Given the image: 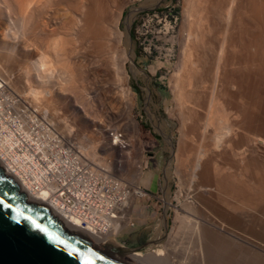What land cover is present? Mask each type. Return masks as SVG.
I'll return each mask as SVG.
<instances>
[{"label": "bare ground", "instance_id": "6f19581e", "mask_svg": "<svg viewBox=\"0 0 264 264\" xmlns=\"http://www.w3.org/2000/svg\"><path fill=\"white\" fill-rule=\"evenodd\" d=\"M184 4L186 16L183 24H185V22L186 24L181 32L182 40H180L183 42L182 54L184 55L181 61L183 62V67L181 66L182 70H180L178 77H176L177 75L175 76L177 78L175 84L177 88L175 89L177 90L178 99L184 106L182 108L185 109L184 115H186L185 120L187 122H184L188 123V128L185 127L188 131L185 130V132H183L184 136H180V144L177 149L179 151H177L176 160H179L180 169L183 167L186 168L187 172H184V169L183 172L184 174L187 173V178L190 180V183H187H189L190 186H188L189 184L186 185L189 189L187 188L188 192H186L187 195L185 196L186 203L184 202L183 204L185 213L178 215L176 214L177 212H175V214L176 216L178 215L183 226L186 225L188 227L186 229L180 226L181 223L179 222V226L187 230H185L187 235L190 234L189 237L186 235L184 236V234L181 237L179 234V238V236L173 234L174 236L172 235L170 241H168L170 243H168L167 249L165 248L166 254H163L164 252L161 251L142 254L116 243V240L111 238H99L98 234L103 233V230L96 228L86 230L78 225L66 222L60 210L42 198L45 193L41 194L32 188V182H19L20 190L25 193L29 202L47 206L50 213L57 220L61 221L63 227L71 234L83 232L92 237L95 244L99 245L104 250L122 254L126 258H130L135 264H264V245L260 243L261 246L259 247L255 244L253 246L259 248V250L255 248L253 250V247L251 249L249 245L256 242L255 238L252 236L251 238L247 235V232H250L248 231L249 228L247 232L244 230L243 232L232 226L230 222L234 225L238 224L239 222H237V220L239 217L237 219L233 216L232 212H230L231 214L228 213L229 209L236 213L238 210H240V212L242 210V214L243 211L245 213L247 209L248 211L252 209L254 215V209L258 212V209H260L256 206L258 205L259 207L260 204V206L264 205V172L259 169H262L260 163L251 162L252 165L254 163L251 172L253 171V174L256 170L254 174L256 178L253 179L255 180V184L253 183L255 186H250L252 183L249 184L250 178L248 179V170L249 164L251 163H249L250 160L248 161L247 159V153L249 151H254L256 153L259 151L260 153L262 150L258 149L260 146L264 145V0H185ZM124 6L120 5L119 0H0V54H3V56L5 54V59L2 62L3 65L5 62L4 67L6 69L3 75L0 73V166L5 174L14 178L11 171L13 165L9 161L4 163L2 159L3 157L6 158L5 155H8L9 151L14 149L17 145V142L14 141L16 132H23L27 136H30L28 131L23 130L22 124L18 120L19 115L29 114L30 116V111L27 107L20 108V105L25 101L24 99L30 102L38 112L43 114H45V111L48 112V114L51 115V119L59 124L60 129L62 128L61 130L64 134L66 133L70 138H75L79 142L81 141L83 154L87 157L94 158L99 153L96 152V146L93 144L91 145L92 142H84V140L87 141L88 138L86 134H79L80 137L78 138L80 139L70 134L73 130V126L69 123L66 116L67 114H65L66 117L64 115L62 117L59 116V110L61 109L58 106L60 104L59 102L65 100L64 93L68 95L70 89L84 87L88 82V78H85L84 71L87 69L89 61L91 64L94 60V63H96V61L100 62V58L101 61H103L102 57L107 56L104 61L109 60V62L106 63H110L111 67L116 70L114 67L117 61L114 62V60L118 58V61H120L124 59L121 56L122 54H129V52H132L130 48H128L127 51V48L123 45L124 35L120 29V20L123 15ZM13 54H24V57L25 54H40L33 61L30 59L31 57L29 58L32 62L29 64L30 67H28V71L24 73L26 74L24 76H26L25 80H27L30 85L27 88L24 87L25 90H20L21 92L13 86L16 82H13L16 75L14 73L11 74V72H13V68H11L12 64L11 67L9 66L10 57ZM20 55L17 56L20 57ZM194 56H196V61L193 59L195 58ZM22 58L23 57H20L19 60ZM88 58L90 60H88ZM92 59H94L93 62H91ZM122 64L123 66L121 67H124V63ZM118 65L120 64H117V66ZM209 67L211 70L208 69ZM18 68L19 67H17V69ZM92 68H94V66ZM133 68L136 69L134 65ZM122 69L125 70V67ZM2 70L3 69H0V71ZM6 71H9V73H6ZM124 73L121 74L125 76L126 73L125 75ZM10 75L15 78L12 79ZM206 75L210 78V80L206 78V81L208 80L210 85L208 89L204 90L203 87L205 86L202 85L205 77H207ZM119 76L122 77L120 74ZM94 78L97 79V77ZM114 78L116 79V76ZM117 78L119 79L120 77L117 75ZM125 80V77L119 79V83L122 85V87L119 86V88L121 87L120 89L124 91L127 86L123 84ZM104 82L106 81L104 80ZM18 85H16V87ZM116 87L118 88V86ZM94 89L97 88L95 87ZM90 90L92 89L90 88ZM56 101L59 104L56 103ZM85 101L87 103V99ZM203 101H205L207 108L204 115L205 117L202 119L205 124L200 121L198 123V120H200L203 115H199L201 116L200 119L199 117L197 118V114H199L197 113V108L200 107V104H203ZM100 102H102V100H100ZM67 103L70 104L69 102ZM92 107L94 108V106ZM12 109L15 111L11 112ZM69 110L72 112L71 108ZM98 110L97 108L96 112H98ZM33 114L34 113H31V116ZM90 114L92 115V113ZM122 119L124 121V117H122ZM74 121L75 120H73L72 123H74ZM61 122H63V124ZM200 123H203L204 127H202L203 125H200L202 128L199 127ZM85 124L87 123H84V125ZM14 125H16V127H14ZM211 126L214 128H212V130L210 128L213 134L207 137L208 132L206 133L204 130ZM76 127L79 128V126ZM93 130L94 129H92V131ZM97 133H99V131ZM196 133H198L199 136L197 141H201L200 143L198 142L199 144H197L195 148L191 146L192 144L189 145L193 141L186 144L188 143L186 139L191 140L195 137ZM206 139L208 140L207 142L210 141V143H207ZM202 140L206 143L204 144ZM194 144L195 142H193V145ZM188 145L195 149L193 148L194 150H192ZM240 149L243 150L240 151ZM217 151L220 152L217 154ZM192 153L194 154L191 158L190 154ZM225 157L227 160H221L222 162L225 161L227 163L228 160L233 158H238L237 160H240V164H238L239 162L236 163L240 166L243 165L241 167L239 166L241 169L237 166L239 169L237 170L238 173L237 171L233 173V168L230 170L228 169L232 172L230 174H227L228 171H225L227 169H222L224 165L222 167L218 161ZM255 158H257V156H255ZM211 165L212 167L210 168ZM219 166L222 168H219ZM213 167L217 168L218 171L216 169L212 171ZM224 168H227V166ZM254 168L256 169L254 170ZM219 169H222L221 173ZM223 170L226 175H224V173L222 174ZM141 174L142 173L138 175L140 176ZM150 175L151 173L149 171L146 174H142L140 176V178L142 177L141 183H147ZM256 179H258L259 182L256 181ZM131 181H133L136 186H142V184L137 181ZM209 181H213L214 186L210 187L209 183V186H206ZM141 188L142 193L146 194V191H144L145 189L143 187ZM212 190L216 191L218 195L222 193L224 196H227V199L226 197L222 200L220 199L226 204L225 209H221L224 207H217L221 202H216L219 196H216V194L213 196L214 193L212 194V192H210ZM201 192H206L202 193V195L204 194L203 196H205L206 194L207 197L201 196L208 205H211L212 209L210 210L206 207V204L203 206L211 211L208 212V214H210L212 218H207V221L204 219L207 216V212H204L206 214L204 217L205 214L202 216L204 208L203 210L199 208L201 207L200 202L203 199L199 200L197 195H200ZM137 201L138 199L131 205L130 216L133 215V208ZM165 201L166 203L170 202L167 197ZM236 203L240 205L242 203H245V205H247L246 203H248V205L254 203L256 206L253 204L251 205L257 209H253V206L252 208L244 206L243 210L242 207H235L234 205H238ZM198 208L201 212V216L200 214L198 215ZM218 209L219 212L227 210V213H221L222 215L220 217L217 211ZM262 209L264 211V208ZM216 212L219 217L216 216ZM259 214L257 213V215ZM242 216L241 218H243ZM234 217L237 220H235ZM245 217L246 224H248L246 219L249 218V214L248 217ZM132 218L134 219L133 216ZM241 218L238 221H241ZM253 218L254 217L251 218V221ZM262 220L261 223H264V219ZM255 221L253 220V223ZM257 221L256 223H258ZM241 223L240 226L246 228V226L243 225L244 222ZM249 223L253 225L251 222ZM261 223L260 226H262ZM256 226L259 225L257 224ZM256 226L254 225V230L258 228ZM125 227L126 226L118 227L115 224L113 230L116 232H114V234L119 235L124 231ZM259 238L261 239V237H258V239ZM240 259H243V261Z\"/></svg>", "mask_w": 264, "mask_h": 264}, {"label": "rangeland", "instance_id": "374dc122", "mask_svg": "<svg viewBox=\"0 0 264 264\" xmlns=\"http://www.w3.org/2000/svg\"><path fill=\"white\" fill-rule=\"evenodd\" d=\"M119 3L121 6L122 5L124 6V4H125V6L123 7V15H122L121 20H120V29L122 30L123 35H124L123 45L127 48V51H128V48H130L132 52H129V54H122L121 56L124 59H121L120 58L121 56L119 54L120 57L119 56L118 57L121 60L119 59L120 61H118V58L114 60V62L117 61L116 66L114 67L116 70H114L111 67L110 63L107 64L109 62V60L104 61V60H106L107 56L102 57L103 61H101V58H100V62L96 61L97 64L94 63L95 60L92 59L91 62H93V60H94L93 63L95 65L93 63L91 64L89 61L88 67L84 71L85 78H88V82L85 84L86 86L84 85V87L82 86L81 88L78 87L76 89H70L71 91L69 90L68 95H67V93L66 94L64 93V99L65 100L64 101L61 100L62 102H59L60 104L57 101H56V103L59 104L58 107L61 109V110H59L60 111L59 116L62 117L63 115L65 116V114H67L66 116L69 120V123L72 124V126H73V130L71 131L70 134L71 135L73 134V136H75L77 138L80 137L79 134H81V135L86 134V136L88 138H87V141L84 140V142L85 143L86 142H88V143L92 142L91 145L93 144L94 146H96L95 148L97 149L96 150L97 153L98 152L102 153V151H101L103 149L102 147L103 146L105 147V143H104L105 138H104V134H103L104 132L103 131H104L106 124L115 123V122L121 123L123 121L122 117H124V120H126L128 115L136 116V118H138V120L140 121V123L142 125L143 131L147 132L150 130V132L153 133L158 138L159 145H158L157 150H156V155H157L156 163L150 169H148L147 171H145L143 173V174H146V173H148V171L151 173L150 178H148L149 180H147L148 182L142 184L141 183L142 177L137 178V176H139V175H136V176L132 175L133 179H131V180H134V181H137L138 183H141L142 187L145 189V191H147L146 195L143 196L142 198H139L137 201L140 204V209L133 212L132 216L134 217L135 225L132 227L131 226L126 227L123 232H121L119 235H117L111 239L116 240V243H119V244H121L127 248H130L131 250H135V251L140 252L142 254H148L151 252L155 253L157 251H161V252H164L163 254H166L165 250L168 247V243H170L168 241H170L171 236L173 234L174 235L176 234V236H179V238H180V235L182 237L183 234H184V236L186 235L187 237H189V235H190V234L187 235V233H186V231H187L186 229L188 227L186 225L183 226V223H181L180 219L178 218V215H182L185 213V211H184L185 207L183 206V204L186 201L185 196L187 195L186 192H188L187 190L189 189L188 186H190V184H189L190 180L187 178V173H185L186 175L184 174V172H187L186 168L183 167L182 169H180L181 166H180V163L178 162L179 160L178 159L176 160L177 151H179L177 149H178L179 144H180L179 143L180 142V136H184L183 132H185V130L188 131V129H185V127L188 128V123H186L187 121L185 120L186 115H184L185 109L182 108L184 106L181 104L180 100L178 99L177 92H176L177 90L175 89V88H177V87H175L176 80H177L176 77H178V74L180 73V70H182V67H183V62H181L183 60V55H184V54H182L183 53V47H182L183 42L180 40H182L181 32L183 31V28H185V24H186V22H185V24H183L185 21V16H186L185 15L186 13L184 10L185 0H128V1L127 0H119ZM17 55H20V54L11 55V57H10L11 60L9 61V64H10L9 66L11 67V64H12L11 68H13V72H11V74L14 73L16 75L15 76L16 78L12 75H10V76L12 77V79L15 78V79H13V82H15V81L17 82V84L15 82L13 84V86L18 91H20V90L22 91V90H25V88H27L30 85L27 82V80H25L26 76H24V75H26V74H24V73H26L28 71V67H30L29 64H31V62L34 59H36V57H38L40 54H27V55L25 54V57H24V54H21L20 57H23V58L20 60H19L20 57ZM91 55L94 56L93 54H91ZM1 56L3 59L1 58ZM125 56H126V58H125ZM4 57H5V54H4V56H3V54H0V61H1L0 63H2V64H0L1 65L0 69H3L2 71H0V73H2V75H3V72H5L4 70H6L4 67L5 62H4V65L2 62L5 59ZM14 57H16V58H14ZM194 57L195 58H193V59H194V61H196V56H194ZM29 58L32 61L29 60ZM89 58H90V56H89ZM89 58H88V60H90ZM11 61H13V62H11ZM122 63H124L125 70L122 69L124 67H121V66H123ZM117 64H120V65L117 66ZM2 65H3V67H2ZM106 65H110V66H106ZM133 65L135 66L136 69L133 68ZM93 66H94V68H92ZM15 67H16V69H15ZM17 67H19V68L17 69ZM24 67H26V68H24ZM118 67L121 69H119ZM208 69L211 70L210 67ZM119 70H123V71H119ZM7 72L9 73V71H6V73ZM124 72L126 73V75ZM114 73H116V74H114ZM121 73H124L125 76H123V74H121ZM110 74H111V76H110ZM113 74H114V76H113ZM119 74L122 75V77L119 76ZM19 75H21V76H19ZM89 75H91V76H89ZM117 75H118V77H120L119 79H121L123 77L126 78V80L124 81L123 84L129 86L131 88L132 92H130V88L127 86H126L125 91L120 89L122 87V85L119 83V79L117 78ZM6 76H7V74H6ZM99 76H100V78H99ZM115 76H116V79L114 78ZM127 76H128V78H127ZM19 77H20V79H19ZM94 77H97V79ZM206 78H208L210 80V78L208 76L205 77L204 83L202 85V86H205V87H203L204 90L208 89L209 85H210V82L208 80L206 81ZM103 79L107 82V85ZM21 80H22V82L25 81L26 83L25 82L22 83ZM108 80H109V82H108ZM21 83L24 85H22ZM15 84L16 85L19 84V85L16 87ZM110 84H111V86H110ZM20 85H22V86H20ZM91 85H93V86H91ZM116 86H118V88ZM119 86H121V87L119 88ZM95 87L97 89H94ZM90 88L92 90H90ZM78 91H80V92H78ZM126 91H128V92H126ZM97 92H98V94H97ZM78 93H80V94H78ZM103 96L105 97V99ZM71 98H72V100H71ZM88 98L90 101L88 100ZM86 99H87V103L85 101ZM106 99H108V100H106ZM100 100H102V102H100ZM114 100H115V102H114ZM105 101H106V104H105ZM67 102H69L70 104H68ZM76 102L77 103L79 102L78 103L79 105ZM114 103H115V105H114ZM116 103L118 104V106ZM201 103H202V101H201ZM48 104H47V106H48ZM83 104H84V106H83ZM102 104L104 105V107ZM91 105L94 106V108ZM108 106H110V107H108ZM64 107H65V109H64ZM68 107H69V109L71 108L72 112H70ZM96 107L99 109L98 112H96L97 111ZM201 107H203V108H201ZM84 109H86V110H84ZM197 109H198L197 113H199V114H197L198 115L197 118L199 117V119H200V117L203 115L201 117V119L198 120V123H199V121L203 122L202 119H204V117H205L204 115H205L206 110H207L205 101H203V104L202 105L200 104V107H198ZM74 110H75V112H74ZM203 110H205V111H203ZM74 113H75V115H74ZM90 113H92V115ZM115 115H116V117H115ZM199 115H201V116H199ZM49 116H51V115H49ZM79 116H81V117H79ZM96 116H97V119H96ZM102 116H103V118H102ZM107 117H108V119H107ZM181 118H182L183 122H182ZM70 119H72V120H70ZM73 120H75L74 123H72ZM184 121H186V122H184ZM61 123L63 124V122H61ZM84 123H87V124L84 125ZM203 123H200L199 127H201L200 125H203L202 127H204L205 123L204 124ZM55 124L58 125V127L60 128L59 124H57V123H55ZM76 126H79V128ZM91 127H92V129H94L93 131H92ZM82 128H85V129H82ZM88 128H90V129H88ZM210 128L212 130L213 127L211 126L208 129L204 130V131H206V133L207 132L209 133V135L207 133V137H209L210 135L213 134V131L211 132ZM83 130H85V131H83ZM98 131H99V133H97ZM93 132H95V133H93ZM198 137H199L198 133H196L195 137H193L191 140L186 139V140H188V141H186V142H188L186 144H189L191 141H193V142H195V144L193 145V142H191L189 145L192 144L191 146H194L196 148V145L199 144L201 141V140L197 141ZM78 139H80V138H78ZM207 141L208 140L206 139V142ZM98 142H99V144H98ZM206 142H204V144ZM207 143H210V141ZM96 144H98V145H96ZM201 144H202V142H201ZM191 146H189V147H191ZM194 147H191L192 150L195 149ZM260 149L262 150V151H260L261 155H260L259 151H257V153L254 151H249L247 153V155H248L247 159H248V161L250 160L249 163H251V162H254V163L257 162L258 164L260 163V166L262 167V169L261 168H259V169L264 172V167H263L264 166V156H263L264 155V145L260 146L258 150H260ZM241 150H243V149H240V151ZM219 152L217 151V154ZM98 154L94 158H97ZM193 154L194 153L190 154L191 158L193 157ZM255 156H257V158H255ZM225 159L227 160L226 157L219 159L220 161H218V163H220V165H222V167H223V165H224V167L227 166V168H224V167L222 168L219 166V168L227 169V170H225L226 172L228 171L227 174H230L232 172L236 173V171L241 169L240 167L243 165L242 163H241L242 164L241 166L238 165V164H240V160H237L238 158H235V159L233 158L231 160H228L227 163L225 161H223V162L221 161V160H225ZM232 160L235 163L236 162L237 163L239 162V163L235 164L232 162ZM254 163H253V165H252V163L249 164L250 172H251V168L254 167ZM237 166L238 167L240 166L239 169L237 168ZM211 167H212V165L210 166V168ZM232 168H233V170H232V172H230L229 170ZM183 169H184V172H183ZM215 169L218 171V169L215 167L212 168V171H214ZM255 169L256 168H254V170ZM127 170L131 174L132 170H131L130 166H127ZM221 170L219 171L220 173H221ZM249 170H248V179L249 178L251 179V182L249 179V184L252 183L250 186H255V185H253V183L255 182V180H253V179L256 178V175L254 176V174L256 173V170L254 171L253 174H252L253 171L250 173ZM223 173H224V170L222 171V174ZM237 173H238V171H237ZM249 173H250V175H249ZM182 175H183V177H182ZM224 175H226V173H224ZM150 181H151V183H150ZM256 181H258V179H256ZM187 182H189V183H187ZM208 183L210 184V187L214 186L213 181H211V182L209 181V182H207V184ZM183 184H184V186H183ZM209 184L208 185L205 184V185L209 186ZM186 185H188V186H186ZM146 187H149V189ZM180 187H182V188H180ZM206 191L209 192L208 190H206ZM210 192H212V194L214 193L213 196L216 194V191L212 190ZM257 192H259V191H257ZM202 193H206V192H201V194L200 195L198 194L197 197L199 198V200L203 199L202 201L204 203L201 201L200 202L201 207H199V208L202 210L204 208V211L201 210L203 212L202 216H203V214H205L207 212L208 217L206 216V214L204 215V217L205 216L206 217L205 218L203 217L207 221V218H209V217L212 218L211 215L208 214V212H211L210 210H212V209H211V205H208L205 202V199L202 198V196L204 195V194L202 195ZM220 194L223 195L222 193H220ZM221 195L216 194V196H219V199H217L216 202L219 201L222 203L221 204L218 202L219 205H217V207H219V208L224 207L221 209H225L226 204H224L221 200L225 197L227 199V196L226 195L221 196ZM166 197H167L168 201H170L169 203H166V201H165ZM203 197H207V195L205 194V196H203ZM205 204H206V207H208L210 210L206 207H203ZM236 204L240 205L239 203H236ZM246 204L247 205H245V203H242L240 206H238V205H234V206L235 207L237 206L238 208L242 207L244 210V206L245 207L249 206L247 208H252V206L255 205L254 203H251L253 205H251V204L248 205V203H246ZM260 205H259V207H258V205L257 206L255 205L257 208H260V209H258L259 212L257 210H255L254 208H256V207L253 206V209L255 211L254 215L256 216V219L258 221L255 219V216L253 215L252 209H250L249 211L247 209L248 212L245 211V213H244V211H243V214H242L241 213L242 210H241V212H240V210H238L236 213V212H234L228 208L229 209L228 213L232 212L233 216H235L237 219H238V217L240 219L241 216L243 215L242 216L243 218H241V221H238L239 219L237 220L234 217V219L237 220V222H239L238 224H235L236 226L232 222H230V223L232 224V226H234V227H236L242 231L244 230L245 232H247V230L249 228L248 231H250V232H247V235L255 238V242H256V243L253 242L252 244H250L251 246L249 245V247L251 249L253 247V250H254V248L256 250L257 249L259 250V248H256L253 246L255 244H256V246H259V247L261 246L260 243L264 245V243H263L264 242V238H263V236H264V234H263L264 233V228H263L264 223H261V220L264 219V218H262V217H264V213H263L264 211L262 209V208H264V205H262L263 207ZM199 208H198V211H199ZM217 211L220 214V217L222 214L227 213V210H225V211L223 210L224 212L220 210L221 212H219V209H218ZM175 212H177L176 213V214H178L177 216H176ZM238 212H240V213H238ZM251 213H252V215H251ZM257 213L258 214L260 213L259 215H262V216L257 215ZM199 214L201 216L200 211H199L198 215ZM216 214H217V212H216ZM238 214H241V215H238ZM248 214H249V218L246 219L248 221L247 222L248 224H246L244 217L245 216L248 217ZM214 215H215V213H214ZM216 216L219 217L218 214ZM251 216L254 217L253 220L254 221L256 220L258 223H256V221L253 223V220L251 221V218H252ZM258 218H260V219L262 218V219L260 220ZM242 219H243V221H242ZM179 222L182 224V225L180 224V226H183L186 229H182L183 227L181 228L179 226ZM241 222H244L243 225H245L246 228L244 226H243L244 228L240 226V224H242ZM249 222H251L253 225H251ZM260 223L263 227L260 226ZM257 224L259 226H256ZM248 225H250V226H248ZM254 225L256 227H258V228H255V230H254ZM261 227L263 228V230ZM256 229H257V231H256ZM177 231H179V232H177ZM183 232H185L186 234ZM258 237H261V239L262 238L263 239L262 240L260 238L258 239ZM128 259L130 260V258H128ZM240 260L243 261V259H240ZM244 261H245V259H244Z\"/></svg>", "mask_w": 264, "mask_h": 264}, {"label": "built area", "instance_id": "2783aa9c", "mask_svg": "<svg viewBox=\"0 0 264 264\" xmlns=\"http://www.w3.org/2000/svg\"><path fill=\"white\" fill-rule=\"evenodd\" d=\"M24 100L20 108L27 107L30 116L19 115L18 120L30 136L16 132L17 145L2 159L13 165L16 181L32 182V188L45 193L42 198L56 206L66 222L86 230H103L99 238L115 237V224L134 226L131 205L146 194L131 179L156 163L158 138L150 130L143 131L136 116L128 115L121 123L106 124L105 147L97 158H90L83 154L82 144L64 134L48 112H38Z\"/></svg>", "mask_w": 264, "mask_h": 264}, {"label": "water", "instance_id": "95a60500", "mask_svg": "<svg viewBox=\"0 0 264 264\" xmlns=\"http://www.w3.org/2000/svg\"><path fill=\"white\" fill-rule=\"evenodd\" d=\"M0 264H135L92 237L70 233L42 204L29 202L0 166Z\"/></svg>", "mask_w": 264, "mask_h": 264}, {"label": "crops", "instance_id": "0c3cea01", "mask_svg": "<svg viewBox=\"0 0 264 264\" xmlns=\"http://www.w3.org/2000/svg\"><path fill=\"white\" fill-rule=\"evenodd\" d=\"M150 183H151V181H150ZM146 188L149 189V187H146ZM138 209H140V204L137 202L136 205H135L134 211H137Z\"/></svg>", "mask_w": 264, "mask_h": 264}, {"label": "clouds", "instance_id": "9594fccd", "mask_svg": "<svg viewBox=\"0 0 264 264\" xmlns=\"http://www.w3.org/2000/svg\"><path fill=\"white\" fill-rule=\"evenodd\" d=\"M15 179V178H14ZM16 180V179H15ZM147 192V191H146Z\"/></svg>", "mask_w": 264, "mask_h": 264}]
</instances>
